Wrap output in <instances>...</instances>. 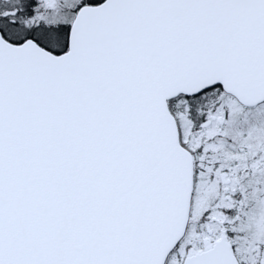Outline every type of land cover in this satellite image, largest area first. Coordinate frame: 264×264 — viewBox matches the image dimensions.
Listing matches in <instances>:
<instances>
[{
	"label": "snow or ice",
	"instance_id": "snow-or-ice-1",
	"mask_svg": "<svg viewBox=\"0 0 264 264\" xmlns=\"http://www.w3.org/2000/svg\"><path fill=\"white\" fill-rule=\"evenodd\" d=\"M0 264H264V0H0Z\"/></svg>",
	"mask_w": 264,
	"mask_h": 264
}]
</instances>
